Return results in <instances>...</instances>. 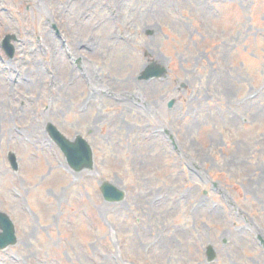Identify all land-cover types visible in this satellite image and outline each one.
Wrapping results in <instances>:
<instances>
[{
    "label": "rangeland",
    "instance_id": "1",
    "mask_svg": "<svg viewBox=\"0 0 264 264\" xmlns=\"http://www.w3.org/2000/svg\"><path fill=\"white\" fill-rule=\"evenodd\" d=\"M0 211V264H264V0H0Z\"/></svg>",
    "mask_w": 264,
    "mask_h": 264
},
{
    "label": "water",
    "instance_id": "2",
    "mask_svg": "<svg viewBox=\"0 0 264 264\" xmlns=\"http://www.w3.org/2000/svg\"><path fill=\"white\" fill-rule=\"evenodd\" d=\"M11 55V53H10ZM166 70L155 64L149 65L142 73L140 79L148 80L150 78H161L165 75ZM171 105V104H170ZM53 141L57 144L62 152L68 166L74 172L82 170H91L93 168L92 150L87 142L81 136H76L73 141L66 139L55 128L49 130ZM8 160L13 170H17L15 156L8 155ZM101 194L105 201L109 203L120 202L124 198V193L109 183H102L100 186ZM16 243L15 231L9 217L0 212V249L12 246ZM215 254L211 247L207 250V260L212 261Z\"/></svg>",
    "mask_w": 264,
    "mask_h": 264
}]
</instances>
